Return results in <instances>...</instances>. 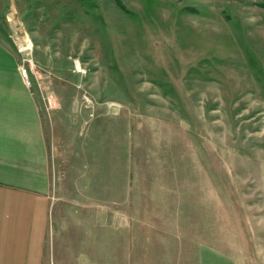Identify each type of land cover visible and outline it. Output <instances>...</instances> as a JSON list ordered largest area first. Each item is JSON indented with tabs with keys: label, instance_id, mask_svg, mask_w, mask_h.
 Here are the masks:
<instances>
[{
	"label": "rangeland",
	"instance_id": "1",
	"mask_svg": "<svg viewBox=\"0 0 264 264\" xmlns=\"http://www.w3.org/2000/svg\"><path fill=\"white\" fill-rule=\"evenodd\" d=\"M0 41L64 216L132 225V264H264V0H0Z\"/></svg>",
	"mask_w": 264,
	"mask_h": 264
},
{
	"label": "crops",
	"instance_id": "2",
	"mask_svg": "<svg viewBox=\"0 0 264 264\" xmlns=\"http://www.w3.org/2000/svg\"><path fill=\"white\" fill-rule=\"evenodd\" d=\"M21 66L0 41V264H132V225L102 221L93 200L83 217L64 216L41 102Z\"/></svg>",
	"mask_w": 264,
	"mask_h": 264
},
{
	"label": "built area",
	"instance_id": "3",
	"mask_svg": "<svg viewBox=\"0 0 264 264\" xmlns=\"http://www.w3.org/2000/svg\"><path fill=\"white\" fill-rule=\"evenodd\" d=\"M21 73H22L24 80L29 84L30 79L28 77V70L25 67H23V68H21Z\"/></svg>",
	"mask_w": 264,
	"mask_h": 264
}]
</instances>
